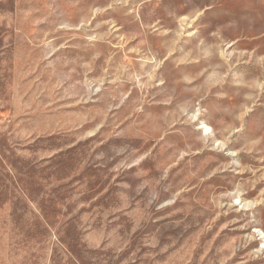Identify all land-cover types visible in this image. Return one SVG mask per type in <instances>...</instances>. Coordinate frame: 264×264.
<instances>
[{"label": "rangeland", "instance_id": "obj_1", "mask_svg": "<svg viewBox=\"0 0 264 264\" xmlns=\"http://www.w3.org/2000/svg\"><path fill=\"white\" fill-rule=\"evenodd\" d=\"M0 264H264V0H0Z\"/></svg>", "mask_w": 264, "mask_h": 264}]
</instances>
